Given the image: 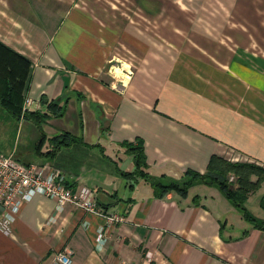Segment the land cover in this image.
Segmentation results:
<instances>
[{"label":"crops","instance_id":"crops-1","mask_svg":"<svg viewBox=\"0 0 264 264\" xmlns=\"http://www.w3.org/2000/svg\"><path fill=\"white\" fill-rule=\"evenodd\" d=\"M2 45L30 61L24 93L32 109H45L41 97L70 95L63 115L41 125L42 150L62 131L80 139L38 157L40 130L23 119L15 135L27 149L14 155L50 162L71 189L90 188L106 213L125 220L105 227L101 216L69 204L58 210L54 199L34 195L11 232L0 230V264H55L59 251L70 264H264V230L217 187L197 182L183 196L170 190L157 197L147 180L124 175L135 166L123 146L143 141L153 177L203 172L213 154L238 153L264 167V0H0V51ZM187 49L205 67L197 71L205 85L199 95L201 89L206 98H221L227 87L228 97L232 91L243 99L228 105L221 126L168 105L165 91L179 51ZM111 65L128 73L122 90L110 84ZM252 194L244 205L264 219L260 207H248ZM258 194L259 206L264 187ZM101 226L106 242L99 248Z\"/></svg>","mask_w":264,"mask_h":264},{"label":"trees","instance_id":"trees-1","mask_svg":"<svg viewBox=\"0 0 264 264\" xmlns=\"http://www.w3.org/2000/svg\"><path fill=\"white\" fill-rule=\"evenodd\" d=\"M0 51V106L3 107L15 121L24 119L36 125L41 133V138L34 145V153L38 157L51 158L56 151L63 147L80 141L72 134L62 131L52 137H48V149L42 150L46 139L41 125L50 117H59L64 113L65 105L69 94L65 90L58 100H46L40 98L46 104L44 110H24V90L27 72L30 68V61L2 45ZM77 98L81 93L74 92ZM125 150L132 155L134 170L125 172V176H138L147 180L153 188L157 197L163 196L170 190H175L180 195H185L187 188L194 183L200 182L209 186H215L227 198V200L241 213L242 217L253 223L255 227L264 230V219L256 218L247 210L244 203L249 194L255 192L264 181V167L253 161H230L222 156L211 155L208 159L205 171L200 172L187 168L178 179L150 176L145 171L146 159L143 148V141L135 139L134 142H124ZM235 175V181H228V175ZM252 176L256 179L252 180ZM259 207L264 211V194L259 199Z\"/></svg>","mask_w":264,"mask_h":264},{"label":"built area","instance_id":"built-area-1","mask_svg":"<svg viewBox=\"0 0 264 264\" xmlns=\"http://www.w3.org/2000/svg\"><path fill=\"white\" fill-rule=\"evenodd\" d=\"M26 102V103H25ZM23 109L29 110L33 102L25 97ZM0 153V230L11 232V224L18 217L24 203L34 195L40 194L56 201V208L61 210L69 204L85 212L104 218L105 227L121 223L125 216L121 213H106L88 187L73 190L68 185L65 175L50 162L24 163L15 155ZM105 227H99L94 242L101 248L106 242ZM55 264H70L67 252L54 254Z\"/></svg>","mask_w":264,"mask_h":264},{"label":"rangeland","instance_id":"rangeland-1","mask_svg":"<svg viewBox=\"0 0 264 264\" xmlns=\"http://www.w3.org/2000/svg\"><path fill=\"white\" fill-rule=\"evenodd\" d=\"M191 51L193 53L195 52L194 49H191V50L187 49V50L179 51L181 54L178 57L177 65L173 71L174 76H172L170 83L168 84L169 87H167L164 95L167 99L168 105L172 107L174 110H180V107L184 109V111L181 110L183 115L187 116L188 114H193L194 117L197 116L199 119L203 118V120L208 122L209 125L217 123L219 126H221L220 123L223 122L222 119L227 116L226 110L228 109V105L230 104L232 106L239 107L238 101L243 102V99L240 98L237 94L233 93L232 91L230 94L231 96L228 97L227 87H223L221 91L219 90L220 94L221 92H224L222 94L223 97L221 98H213V99L206 98L202 96L203 93H205V91L201 93V89H200V94L202 95H199L197 92V90H199V86H203L205 88V85H203L202 82L199 81V77L197 76L198 75L197 71L205 67L196 65V61L194 59L187 57ZM184 64L187 65V67ZM109 68H110L109 70L113 71L112 76H110L112 78V80L110 81V84L115 89L122 90L124 86L123 84H127L126 83L127 82L126 75L128 74L127 71L121 70L120 66H117V65H111V67ZM185 69L188 72H185ZM254 72L258 73L259 67H257ZM182 76L185 79L182 80L181 79ZM204 76L206 77L205 74ZM237 76L235 78L239 79L240 78L239 74H237ZM200 77H201V74H200ZM236 82L240 84L238 80H236ZM256 82L258 81H255V83ZM242 86L243 84H241V88ZM236 88L239 89L240 85L239 86L236 85ZM199 106H201V108H199ZM212 107H214L216 111H219V113L218 114L213 113L211 111ZM241 116L243 117V115ZM253 116L256 117V115H253ZM256 118L258 119V117ZM16 123L17 121L11 118L9 113L3 107L0 106V153L2 154L4 153L7 154L9 151L12 150L13 147H14L13 150L17 148V150H20V151L27 149V142L26 141L20 142V138H18V136L15 135L16 133L15 130L17 126ZM252 123L255 124L254 122ZM228 158H229L228 160L232 162L233 161L234 162L235 161H246V159H244V157H242V155L238 153H236L235 156H232L231 159L230 157ZM228 181L234 182L235 175L230 173L228 175ZM261 184L262 185L260 186L264 187V183H261ZM261 187H259L250 196V199L248 202V207L250 208V210L256 211V208L259 207L257 204V200H258V195H259L258 193L260 192Z\"/></svg>","mask_w":264,"mask_h":264}]
</instances>
